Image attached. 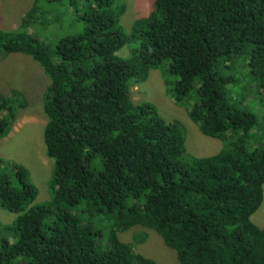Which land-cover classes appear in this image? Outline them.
I'll list each match as a JSON object with an SVG mask.
<instances>
[{
	"label": "trees",
	"instance_id": "1",
	"mask_svg": "<svg viewBox=\"0 0 264 264\" xmlns=\"http://www.w3.org/2000/svg\"><path fill=\"white\" fill-rule=\"evenodd\" d=\"M69 2L85 28L55 47L29 31L38 0L20 27L0 28V53L29 55L50 78L44 142L54 160L52 198L35 203L29 169L0 157V206L17 215L0 221V264H159L119 237L136 225L157 231L181 264H264V229L252 220L264 200V134L251 145L261 125L251 101L264 105V0H155L131 32L124 0ZM130 41L132 55H118ZM152 68L177 104L194 102L191 119L224 142L218 153L187 156L183 123L134 102L133 80ZM27 105L19 88L0 91V139Z\"/></svg>",
	"mask_w": 264,
	"mask_h": 264
},
{
	"label": "rangeland",
	"instance_id": "2",
	"mask_svg": "<svg viewBox=\"0 0 264 264\" xmlns=\"http://www.w3.org/2000/svg\"><path fill=\"white\" fill-rule=\"evenodd\" d=\"M124 1L126 9L121 16V24L126 32H131L135 21L151 12L155 0ZM34 2L35 0H0V28L10 30L20 27ZM38 3L41 9L34 17L29 31L51 47H55L62 37L84 30L85 21L80 15L82 11L72 8L69 0L63 2L38 0ZM137 45L134 41L128 42L118 51V55L131 56L133 48ZM162 69H150L147 80L143 82L133 80L131 94L134 102H152L163 117L168 120L178 119L183 123L187 156L202 157L218 153L224 142L202 133L191 119L188 107L193 105V101L182 105L176 103L165 84ZM49 84L50 78L43 67L29 55L0 53V91L8 93L12 88H19L28 100V105L20 110L9 134L0 139V157L20 162L29 169L31 179L39 191L35 203L47 202L52 198L54 160L47 155L44 142V129L47 123L44 101ZM251 109L256 112L261 123L251 142L254 147L257 139L264 134L261 130L264 127V105L258 102V99H252ZM16 218L15 213H10L0 206V221L8 224L15 222ZM252 220L264 229V200L261 207L252 215ZM99 222L95 221L98 227L106 223L110 225V222L103 219ZM144 233L146 238L143 241L136 240L139 234ZM118 234L123 241L130 242L136 251L155 259L159 264H181L176 250L167 246L163 237L154 229L136 225L119 231Z\"/></svg>",
	"mask_w": 264,
	"mask_h": 264
}]
</instances>
